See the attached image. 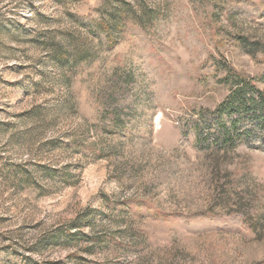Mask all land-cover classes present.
<instances>
[{
    "label": "rangeland",
    "instance_id": "rangeland-1",
    "mask_svg": "<svg viewBox=\"0 0 264 264\" xmlns=\"http://www.w3.org/2000/svg\"><path fill=\"white\" fill-rule=\"evenodd\" d=\"M222 70L264 89V0H0V264H264Z\"/></svg>",
    "mask_w": 264,
    "mask_h": 264
},
{
    "label": "trees",
    "instance_id": "trees-1",
    "mask_svg": "<svg viewBox=\"0 0 264 264\" xmlns=\"http://www.w3.org/2000/svg\"><path fill=\"white\" fill-rule=\"evenodd\" d=\"M222 71L225 75H227L225 83H232L237 87L232 93V99H230V102L232 103L225 106L223 109H218L216 114L217 119L215 121L212 123L207 122L214 127V135L217 136L213 142L220 147L226 148L230 147L235 141V138L230 135L231 131L227 129L224 124H222L224 114L228 113L229 117L233 115L238 116L237 121L233 123L232 127V129L235 130L234 133L236 134V138L239 141L243 140V142L249 143V145L254 148H263L264 150V89L260 90L256 84L258 82L253 79L232 74L230 70ZM261 83L264 85V79H262ZM256 121V128L251 129V123ZM240 127L242 128L241 132L238 131V128ZM207 128L210 133V138H212L213 134L209 131L210 128ZM220 132L223 133L221 135H217ZM221 142H223L222 145H220Z\"/></svg>",
    "mask_w": 264,
    "mask_h": 264
}]
</instances>
